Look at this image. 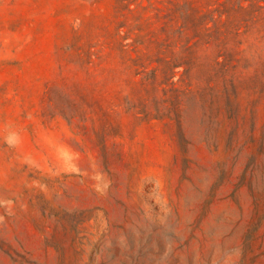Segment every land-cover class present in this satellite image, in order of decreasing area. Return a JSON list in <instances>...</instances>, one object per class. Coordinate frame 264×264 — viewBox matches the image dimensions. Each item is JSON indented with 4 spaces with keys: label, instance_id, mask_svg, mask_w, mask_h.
<instances>
[{
    "label": "rangeland",
    "instance_id": "obj_1",
    "mask_svg": "<svg viewBox=\"0 0 264 264\" xmlns=\"http://www.w3.org/2000/svg\"><path fill=\"white\" fill-rule=\"evenodd\" d=\"M0 264H264V0H0Z\"/></svg>",
    "mask_w": 264,
    "mask_h": 264
}]
</instances>
